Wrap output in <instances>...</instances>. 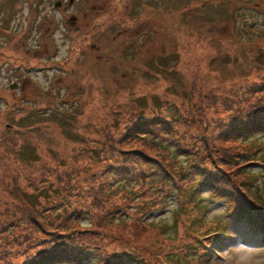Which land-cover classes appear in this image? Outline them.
Wrapping results in <instances>:
<instances>
[{
	"label": "rangeland",
	"instance_id": "374dc122",
	"mask_svg": "<svg viewBox=\"0 0 264 264\" xmlns=\"http://www.w3.org/2000/svg\"><path fill=\"white\" fill-rule=\"evenodd\" d=\"M58 1L0 0V219L9 212L20 224L6 242L0 239V264L6 250L12 257L20 248L23 256L41 239L30 223L21 224L28 216L17 202L40 207L45 217L62 201L51 192L55 189L37 200V186L73 172V184L97 188L92 174L110 181L104 164L124 154L133 159L142 149L162 167L160 152L138 137L141 126L152 128L157 100L173 103L168 110L183 116L208 94L238 98L239 88L264 81V0H75L74 26L72 11L56 8ZM93 46L109 53L94 52ZM209 103L204 107L213 118L224 113L220 103ZM246 147L264 151V138ZM256 166L253 182L264 196V167ZM183 196L156 210L136 209L133 197L123 200V220L102 230L104 249L135 252L146 264H264V221L227 214L226 204L207 191L194 199ZM75 199L73 193V208L90 204ZM90 223L80 221L82 228H93ZM223 227L231 235L221 233V244L215 236ZM78 264L100 263L88 258Z\"/></svg>",
	"mask_w": 264,
	"mask_h": 264
},
{
	"label": "trees",
	"instance_id": "16d2710c",
	"mask_svg": "<svg viewBox=\"0 0 264 264\" xmlns=\"http://www.w3.org/2000/svg\"><path fill=\"white\" fill-rule=\"evenodd\" d=\"M171 52L174 55L176 51ZM148 64L153 67L152 63ZM164 65H168V62L161 64ZM239 90L242 94L238 98H235L237 93H231L228 98L220 100L216 95L208 94L207 98L198 101L192 111L183 116L169 111L173 110V106L170 108L173 103L167 106L165 102L157 100L155 105L159 110L151 109L152 128L141 126L138 137L157 153L160 152L158 159L162 167L145 158L143 154H149L142 149L143 154H135L133 159L124 154L123 159L121 156L120 159L111 160L108 166L104 164L103 175L110 176V181H97L96 175L92 174L91 180L98 183L97 188L87 186L88 189H82L79 184H73V172L57 176L56 182H51L47 187L37 186L34 190L37 200L46 198L47 190L55 189L51 192L60 196L62 201L52 208L53 216L45 217L39 210L40 207L26 203L21 207L17 202V210L22 212L23 216H28L21 224L30 223L32 230L41 232L38 236L41 239L31 244L30 251L25 249L23 256L20 248L14 250L16 252L12 257L10 250H6L7 259L6 256L2 258V264H78L88 258H95L100 264H146L144 258L141 256L142 258L138 259L135 252L113 254L112 251H107L103 243L105 235H101L104 232L102 230L123 220L125 210L121 208L122 201L132 197L138 199L135 202L136 209L152 207L156 210L166 206L172 198L177 202L182 201L178 200L179 195L194 199L207 191L211 198L222 200L226 204L227 214L234 213L239 218L246 215L253 223L262 225L264 196L259 191V186L253 182V169L256 165L264 167V151H260L262 148L248 150L246 145L249 146L252 140L264 138V81L253 82L246 91H243V88ZM209 102L220 103L224 113L220 111L219 116L213 118L211 111L205 110L204 107V104L210 105ZM141 115L138 118L143 119L144 116ZM132 121L136 124L135 120ZM191 145L194 151H189ZM238 146L243 150L235 151ZM181 156H184L186 163L182 161ZM116 165L121 167L117 168ZM142 167H146L144 174L140 172ZM148 182L157 184L159 188L148 186L147 189L144 185ZM84 183L90 184L91 181L84 179ZM17 190L16 188L15 192ZM73 193L76 199L86 198L90 204L86 203L84 208H73ZM26 197L30 198L28 194ZM146 197H149L148 200H144ZM17 199L21 202L24 200L22 193ZM94 209L98 213L93 217ZM56 210L59 212L55 213ZM6 214L0 219V239L3 242H6L7 235L17 231L20 225L14 220L15 215L11 216L9 212ZM46 217L48 221L44 226ZM82 219H89L93 228H82ZM74 223L78 224L76 229L71 227ZM215 238L220 239L218 236ZM119 240L120 238L117 239ZM214 241L212 238L211 245ZM14 242L21 247L22 241L17 242V239H14ZM9 243L10 240L7 244ZM17 257H22L23 260L15 263Z\"/></svg>",
	"mask_w": 264,
	"mask_h": 264
},
{
	"label": "flooded vegetation",
	"instance_id": "af4514ba",
	"mask_svg": "<svg viewBox=\"0 0 264 264\" xmlns=\"http://www.w3.org/2000/svg\"><path fill=\"white\" fill-rule=\"evenodd\" d=\"M75 0H69L68 1V4H69V6H68V4L67 5H64V2L62 1V0H60V3H61V6H60V9L61 10H65V13H69L70 11H72L71 13H69L70 15H71V19H69V22H70V24L72 25V26H74V25H77V24H79V22H78V17L76 16V12H77V10L76 9H74V7L75 8H77V6H76V1L74 2ZM59 2V1H58ZM58 2H56V4H55V7H56V5H57V3ZM74 9V10H73ZM73 11H74V14H73ZM79 26V25H78ZM78 29V28H77ZM76 29V30H77ZM143 30V29H142ZM142 35H143V33H142ZM92 49H93V51L94 52H98V53H101V51H102V54L103 55H105V54H107V53H109V52H107V51H103V50H100V49H95V47L93 46L92 47ZM115 50H119V48H115ZM96 54L94 53V56H95ZM93 56V55H92ZM107 56V55H106ZM109 57V56H108ZM96 58H100V55L99 56H97L96 55ZM15 84H18V83H15ZM13 85V84H12ZM19 85V84H18Z\"/></svg>",
	"mask_w": 264,
	"mask_h": 264
},
{
	"label": "water",
	"instance_id": "95a60500",
	"mask_svg": "<svg viewBox=\"0 0 264 264\" xmlns=\"http://www.w3.org/2000/svg\"><path fill=\"white\" fill-rule=\"evenodd\" d=\"M60 6H61V3L58 2L57 5H56V7H60ZM14 87H16V86H12V88H14Z\"/></svg>",
	"mask_w": 264,
	"mask_h": 264
}]
</instances>
